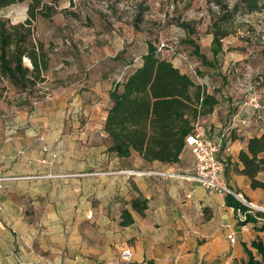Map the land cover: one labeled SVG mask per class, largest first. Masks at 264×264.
Here are the masks:
<instances>
[{
	"label": "rangeland",
	"instance_id": "374dc122",
	"mask_svg": "<svg viewBox=\"0 0 264 264\" xmlns=\"http://www.w3.org/2000/svg\"><path fill=\"white\" fill-rule=\"evenodd\" d=\"M42 1L45 7L36 12V31L53 46L47 79L32 95L0 80V176L9 181L7 198L11 209H20L16 220L22 217L23 224L109 231L115 209L120 213L127 204L130 191L125 181L130 175L124 171L137 166L136 154L129 159L109 154L100 128L74 99L80 85L75 75L97 80L110 69L112 77L118 68L112 60L115 54L125 51V61L131 62L152 42L161 57L187 73L196 85L207 77L210 87H226V99H232L228 92L240 88L236 100L249 101L250 96L264 104V11L235 15L225 25L229 34L222 40L217 63L207 68L188 40L212 59L210 25L218 8L208 0ZM28 5L0 8V18L13 24L24 21ZM183 22L193 32L180 26ZM99 69L106 70L96 73ZM83 86L80 92H92ZM95 181L108 184L104 191L109 204L96 203ZM84 183L90 191L86 197ZM253 206L252 211H258L256 206L264 208Z\"/></svg>",
	"mask_w": 264,
	"mask_h": 264
},
{
	"label": "crops",
	"instance_id": "0c3cea01",
	"mask_svg": "<svg viewBox=\"0 0 264 264\" xmlns=\"http://www.w3.org/2000/svg\"><path fill=\"white\" fill-rule=\"evenodd\" d=\"M51 66L52 63L50 70ZM100 72L104 70L99 69L96 73ZM75 78V83L80 82L74 97L79 101L78 109L89 111V119L106 138L102 127L111 81L105 78V74L97 80L91 76L84 79L75 75ZM201 84L207 93H213L214 86L210 87L207 77ZM79 86L92 92H80ZM225 88L220 87V92L214 93L217 105L199 121L207 137L219 140L223 135L217 154L225 165L223 182L252 205H264V191L251 188L250 180L236 171L242 167L238 154L245 150L248 140L264 134V120L253 115L250 96H246L249 101L236 100L241 91L238 88L235 93L228 92L232 99H226ZM92 99H96V103ZM87 100L91 103L87 104ZM97 110L100 115L93 114ZM230 124L231 133L225 134V128ZM136 157L137 166L124 171L130 175L129 181H125L130 195L121 209L128 211L133 222L120 226L121 212L115 209V220L114 223L111 221L113 227L109 231L61 227L39 229L33 224H23L22 217L16 220V215L21 214L20 209L18 212L17 208L11 209V201L7 198L9 181H5L0 189V264H115L122 245H128L132 251L128 264H241L247 260L244 247L256 256L250 243L257 236L264 238V232L256 231L251 223L239 226L234 209L226 206L223 195L183 177L154 174V171H176L191 175L193 156L189 148H184L180 161L173 165L146 163L138 154ZM258 176L264 180V173ZM107 185L104 181H95L93 196L100 206L109 204L105 200L108 192L104 191ZM88 192V185L84 183L82 194L86 197ZM138 198L146 203L140 213L131 208V201ZM232 235L234 243L229 240Z\"/></svg>",
	"mask_w": 264,
	"mask_h": 264
},
{
	"label": "trees",
	"instance_id": "16d2710c",
	"mask_svg": "<svg viewBox=\"0 0 264 264\" xmlns=\"http://www.w3.org/2000/svg\"><path fill=\"white\" fill-rule=\"evenodd\" d=\"M208 1L218 8L210 25L212 59L200 53L194 41L188 40V43L200 63L212 68L221 53L222 40L229 34L225 25L238 13L264 11V0ZM23 2H29L24 21L13 24L0 18V80L20 93L32 95L41 90L40 84L46 80L45 75L53 62V46L36 31V12L45 7L42 0H0V8ZM180 26L193 32L187 23ZM124 52L112 56L118 67L113 76L110 77V69L105 74L111 81L102 127L106 151L119 159L138 154L146 163L176 164L193 124L213 111L218 103L214 93L220 90L214 87L212 94L207 93L204 84L196 85L187 73L161 57L152 42H147L146 49L131 62L125 61ZM238 160L242 167L236 169L237 173L250 180L251 188L264 191V180L258 176L264 173V134L251 137L245 150L239 152ZM224 199L226 206L234 209L239 226L251 223L256 231L264 232V212L252 211L230 195H225ZM131 208L140 213L146 203L138 198L131 201ZM238 211L245 219H240ZM132 222L128 211L123 209L120 226ZM250 247L256 256L244 247L247 260L241 264H264V238L257 236Z\"/></svg>",
	"mask_w": 264,
	"mask_h": 264
},
{
	"label": "built area",
	"instance_id": "2783aa9c",
	"mask_svg": "<svg viewBox=\"0 0 264 264\" xmlns=\"http://www.w3.org/2000/svg\"><path fill=\"white\" fill-rule=\"evenodd\" d=\"M249 106L253 109V115L256 117V119L264 120V104H262L260 100L256 98L251 99L249 102ZM231 130L232 125L230 124L225 128L224 133L228 134ZM222 137L223 135L219 138V140L207 137L203 132L200 121L198 119L193 124V129L191 133L185 138V147L189 148L193 156L192 174L189 176L177 173L175 174L155 172L154 174L172 178L181 176L190 181H193L195 184L201 187L216 191L223 196L230 195L237 201L241 202L243 205L251 209L253 208L251 203L244 199L240 193L231 190L223 182L222 175L225 165L224 161L217 157L218 151L221 146ZM5 180V178L0 177V189ZM238 215L240 219H245L244 216L239 213V211ZM229 240L231 243H234V236L232 235ZM131 258L132 251L130 247L128 245H122L119 251L118 259L115 264H128Z\"/></svg>",
	"mask_w": 264,
	"mask_h": 264
},
{
	"label": "bare ground",
	"instance_id": "6f19581e",
	"mask_svg": "<svg viewBox=\"0 0 264 264\" xmlns=\"http://www.w3.org/2000/svg\"><path fill=\"white\" fill-rule=\"evenodd\" d=\"M256 209H260V210L264 211V208H262V207L256 206Z\"/></svg>",
	"mask_w": 264,
	"mask_h": 264
},
{
	"label": "water",
	"instance_id": "95a60500",
	"mask_svg": "<svg viewBox=\"0 0 264 264\" xmlns=\"http://www.w3.org/2000/svg\"><path fill=\"white\" fill-rule=\"evenodd\" d=\"M253 206V205H252ZM258 211H261V212H264V211H262V210H260V209H257Z\"/></svg>",
	"mask_w": 264,
	"mask_h": 264
}]
</instances>
